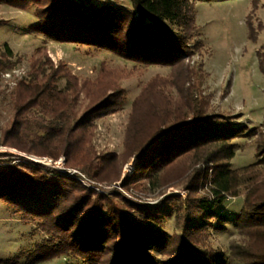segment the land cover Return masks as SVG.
Returning a JSON list of instances; mask_svg holds the SVG:
<instances>
[{
    "label": "trees",
    "instance_id": "trees-1",
    "mask_svg": "<svg viewBox=\"0 0 264 264\" xmlns=\"http://www.w3.org/2000/svg\"><path fill=\"white\" fill-rule=\"evenodd\" d=\"M195 1L128 0L124 8L93 0H0L33 10L30 34L108 52L142 68L169 69L151 77L133 100L121 152L97 155L95 121L120 108L126 93L121 82L133 72L101 64L94 79L79 80L64 62L55 65L44 49L35 50L28 80L9 95L0 147L53 162L63 157L66 168L96 185L118 186L98 192L56 169L25 160L17 165L11 154L0 153V203L46 237L25 264L61 258L75 264H264V117L249 130L216 111L205 94L202 59L191 65L205 51ZM13 57L5 46L0 74L18 65ZM257 60L264 74V48ZM237 139L253 145L256 162L233 170ZM131 160L132 175L121 177ZM169 188H184L186 196L167 194ZM151 196L161 199L148 202ZM238 196L237 234L224 253L210 242L213 233L225 231L220 207ZM171 213L172 233L165 230Z\"/></svg>",
    "mask_w": 264,
    "mask_h": 264
},
{
    "label": "rangeland",
    "instance_id": "rangeland-1",
    "mask_svg": "<svg viewBox=\"0 0 264 264\" xmlns=\"http://www.w3.org/2000/svg\"><path fill=\"white\" fill-rule=\"evenodd\" d=\"M93 2L96 5L111 2L124 8L128 7V0H93ZM194 12L195 23L199 27L205 51L201 58L194 56L191 65L196 60L202 59L206 73L202 86L205 94L210 96L216 111L234 116L238 124L246 126L249 130L259 127L264 117V74L259 69L257 53L264 48V0H260L255 6L254 0L213 2L197 0L194 3ZM251 12L254 18L250 20V26L254 37H251L248 19ZM36 21L33 10L19 11L0 5V54L7 46L14 54L13 60L17 58L20 60L16 67L0 74V128L8 117L9 95L20 80H28L30 59L35 50L40 48L46 51L53 64L64 62L71 74L79 80L94 79L101 64L112 69L133 72L132 76L121 82L126 93L125 101L120 108L95 121L92 145L97 155L120 153L133 100L151 77L166 76L169 69L153 66L142 68L108 52L46 40L28 32V28ZM139 71L142 73L140 74ZM5 73L10 74L9 79L3 76ZM57 86L63 89L65 81L59 80ZM226 92L227 95H224ZM234 142L236 150L231 161V169L237 170L256 162L254 147L247 139H237ZM4 152L11 154L10 158H13L17 165L25 160L19 155L20 152L0 147V153ZM2 159L7 160L9 157ZM60 160H63V168L68 169L65 167L63 157L56 162ZM131 162L132 160L124 165L121 177L132 175L133 171L130 174L125 169ZM96 186L107 190L116 188L118 183L111 187ZM170 193L178 194L183 198L186 196L184 188H169L167 194ZM160 199L161 197L151 196L147 201L154 203ZM241 204L242 196L227 197L220 207L219 210L226 217L227 222L224 224L223 233H213L210 242L213 248L227 252L228 241L237 234L233 219L239 212ZM165 230L170 233L176 231L172 213L165 223ZM45 239L44 234L39 232L34 224L25 223L20 216L0 203V260L15 259L20 264H25L35 246ZM69 263L74 261L61 258L44 264Z\"/></svg>",
    "mask_w": 264,
    "mask_h": 264
},
{
    "label": "built area",
    "instance_id": "built-area-1",
    "mask_svg": "<svg viewBox=\"0 0 264 264\" xmlns=\"http://www.w3.org/2000/svg\"><path fill=\"white\" fill-rule=\"evenodd\" d=\"M3 76L7 79L10 78V74H8V73H5ZM19 155L23 159H25V161H27L29 163L56 169L61 174H65V175L74 177L75 179H77L78 181L83 183L84 185L92 188L95 191L101 192V190L96 185H94L92 182L88 181V179H86V177L83 174H81L80 172H78L76 170H70V169L63 168V160H60L59 162H53L52 160L47 159V158H38V157H34V156H26V155L20 154V153H19ZM125 169H127V172L131 174V172L133 171V161L130 163L129 166H126Z\"/></svg>",
    "mask_w": 264,
    "mask_h": 264
}]
</instances>
